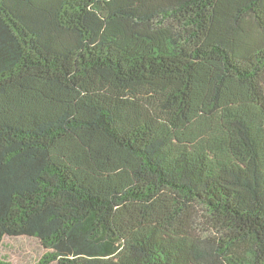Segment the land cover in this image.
Instances as JSON below:
<instances>
[{
	"label": "trees",
	"instance_id": "obj_1",
	"mask_svg": "<svg viewBox=\"0 0 264 264\" xmlns=\"http://www.w3.org/2000/svg\"><path fill=\"white\" fill-rule=\"evenodd\" d=\"M6 238L26 264H264V0H0Z\"/></svg>",
	"mask_w": 264,
	"mask_h": 264
},
{
	"label": "rangeland",
	"instance_id": "obj_2",
	"mask_svg": "<svg viewBox=\"0 0 264 264\" xmlns=\"http://www.w3.org/2000/svg\"><path fill=\"white\" fill-rule=\"evenodd\" d=\"M5 246L0 247V255H5L12 264L33 263L38 255L35 241L26 238L5 239Z\"/></svg>",
	"mask_w": 264,
	"mask_h": 264
}]
</instances>
